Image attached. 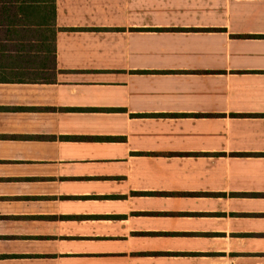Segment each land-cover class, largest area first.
<instances>
[{
    "label": "crops",
    "instance_id": "0c3cea01",
    "mask_svg": "<svg viewBox=\"0 0 264 264\" xmlns=\"http://www.w3.org/2000/svg\"><path fill=\"white\" fill-rule=\"evenodd\" d=\"M0 264H264V0H0Z\"/></svg>",
    "mask_w": 264,
    "mask_h": 264
}]
</instances>
